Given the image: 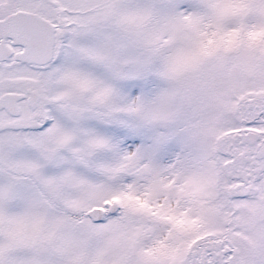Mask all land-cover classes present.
I'll return each instance as SVG.
<instances>
[{
	"label": "snow or ice",
	"instance_id": "obj_1",
	"mask_svg": "<svg viewBox=\"0 0 264 264\" xmlns=\"http://www.w3.org/2000/svg\"><path fill=\"white\" fill-rule=\"evenodd\" d=\"M0 264H264V0H0Z\"/></svg>",
	"mask_w": 264,
	"mask_h": 264
}]
</instances>
